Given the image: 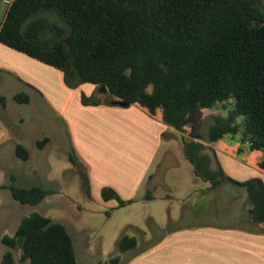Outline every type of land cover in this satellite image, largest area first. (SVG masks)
I'll return each mask as SVG.
<instances>
[{
	"label": "trees",
	"instance_id": "trees-1",
	"mask_svg": "<svg viewBox=\"0 0 264 264\" xmlns=\"http://www.w3.org/2000/svg\"><path fill=\"white\" fill-rule=\"evenodd\" d=\"M0 43L61 70L69 88L89 83L105 91L104 99L82 94V105H139L151 115L159 111L163 124L179 133L192 127L202 110L231 100L234 115L211 116L189 140L182 138L183 153L195 177L209 183L208 192L218 200L232 188L226 203L234 199L236 210L244 196L242 218L264 229L263 181L227 176L211 147L239 134L241 143L250 142L249 149L261 153L258 166L264 171V12L250 0H13ZM14 99L28 102L24 94ZM235 116L244 123H236ZM15 154L23 161L29 157L22 145ZM69 161L89 197L84 165L74 152ZM8 190L13 200L29 206L50 194L38 186ZM101 197L116 200L119 208L133 203L111 188L102 189ZM1 243L9 249L1 264H15L10 250L29 264H77L67 229L39 213L22 218ZM117 245L124 253L137 241L122 236ZM119 262L116 256L91 264Z\"/></svg>",
	"mask_w": 264,
	"mask_h": 264
},
{
	"label": "crops",
	"instance_id": "crops-1",
	"mask_svg": "<svg viewBox=\"0 0 264 264\" xmlns=\"http://www.w3.org/2000/svg\"><path fill=\"white\" fill-rule=\"evenodd\" d=\"M0 1L9 6L13 0ZM95 93L100 98L105 97V91H99L89 83L69 88L61 70L0 43V119L8 124L5 127L0 123V162L5 160L6 152L15 153L16 145L21 144L18 140L23 138V134L18 131L15 122L23 125L26 121L22 115L9 116L8 106L14 111L37 110L42 113L49 127L48 131H42L35 137L36 147L43 150L53 139L51 132L57 127L61 128L68 139L70 152L76 154L86 169L88 198L103 208H119L116 200L105 201L101 197L102 189L111 188L122 200L133 201L125 207L138 201L153 202L159 199L165 203L167 210L168 202L173 198L180 206L169 217L171 221L182 220L183 215L178 211L186 206L183 201L187 197L193 201L185 212L191 219L208 214L210 206L220 208L230 205L228 218L235 220L237 216L236 210L232 208V199L229 200L231 204L226 203V198L221 203L222 199L217 200L213 193L207 191L209 183L204 182L208 185H202L201 188L194 187L191 196L187 193L188 188L178 193L164 181H159L162 169L175 161L170 150L164 152L165 158H159L165 136L176 132L163 124L159 111L151 115L139 105H82V94L88 97ZM18 94L26 95L28 102L17 103L14 96ZM11 128L12 132L9 131ZM44 138L47 142L39 148L37 142ZM8 143L11 145L9 149L6 147ZM211 147L227 176L239 182L259 178L264 183V171L258 166L261 153L253 154L246 143H241L240 137L232 140L223 138ZM1 169L6 171L5 175H0V229L5 226L12 232L0 231V246H4L1 237L12 235L18 227L17 208L13 203L16 201L11 197L8 187L16 182L24 184L28 176L14 175L6 166ZM159 185L165 186L168 192L155 196ZM225 191L234 193L232 188H225ZM147 194L151 199L145 198ZM148 217L154 220L153 216ZM164 219L166 215L161 220ZM243 221L253 226V223ZM140 239L143 240L142 237ZM137 246L125 264H264L263 228L253 230L233 225L192 223L175 226L151 243L140 248ZM4 248L0 250V264L3 254L9 250ZM10 251L15 264H29V261L21 262L17 252Z\"/></svg>",
	"mask_w": 264,
	"mask_h": 264
},
{
	"label": "rangeland",
	"instance_id": "rangeland-1",
	"mask_svg": "<svg viewBox=\"0 0 264 264\" xmlns=\"http://www.w3.org/2000/svg\"><path fill=\"white\" fill-rule=\"evenodd\" d=\"M250 1L254 8L264 12V0ZM7 6L6 2L0 1V23L4 19ZM101 99H104V97L101 96ZM232 103L230 100L225 103V106L202 110L197 115L196 123L192 127H186L181 133L171 132L165 136L159 158H163L164 152L170 150L174 155L175 161L169 162V167L162 169L163 171L160 172L159 181H164L173 191L175 189L178 193L188 188L189 192L187 193L191 196V191H194L195 188L197 189L201 188L202 185H208L196 179L193 173V166L184 156L181 145L182 138L189 140L192 132L199 129L201 124L208 121L211 116L234 115L232 113ZM7 110L9 116L22 115L26 118L23 125L14 122L17 124L18 131L23 134V138L18 141L28 151L30 157L28 160L23 161L14 152H6L5 160L0 162V175H5L6 170L1 168L6 166L10 169L8 171L14 175L23 174L28 176L24 184L16 182L13 184L14 186L19 188L38 186L51 192L50 195L46 196L40 203L34 206L21 205L18 202H13L17 208V223L19 224L22 218L32 213H39L51 219L53 222L64 225L72 238L77 264L104 263L116 256L120 257L119 264H125L134 249L124 253L119 252L117 244L122 236L135 237L138 244L137 247L140 248L144 244L156 240L162 233L173 229L175 226H185L192 223L223 226L233 225L250 229L253 228V230H260L262 228L260 225L253 224L252 226L243 221L244 219L241 215L245 210L244 196L236 202L235 216L237 217H235V220L228 218L230 210L229 204H231L230 201L234 203V199H229V206H220V208H217L216 205L215 207L210 206L208 214L191 219L189 216H186L185 212L193 201H190L192 199L191 197H187L183 201L186 206L181 207L182 209L178 211L183 215L182 220L177 221L168 220L169 217L173 216L174 212H177L178 206H180L173 198L168 202L169 208L167 210L164 207L165 203H161L159 199L153 202L138 201L130 207H121L116 210L103 208L90 200L85 194L81 178L69 161V155L72 152H70L68 139L63 134L64 131L58 127L53 130L51 132L53 135L51 143L46 145L43 150H40L34 142L35 137L42 131H48L49 127L42 113L37 110L31 112L14 111L10 106H8ZM235 121L238 124H243L244 118L242 116H235ZM0 123L5 127L8 126L7 122H4L2 119H0ZM9 131L12 132L13 128ZM224 138L225 140L239 139V134ZM6 147L9 149L11 147L10 143ZM258 153L253 151L255 155ZM80 170L85 171V168L80 167ZM161 186L159 185L156 188L155 196L164 195L168 192L165 186ZM224 194L222 196L228 199L230 192L225 191ZM223 197H221V203L224 201ZM199 208L201 207L199 206ZM149 215L151 217L153 216L154 220L150 219L148 217ZM164 215H166V219L161 220ZM132 226H136L138 229H134ZM2 230H7L8 233H12L11 229L5 226L0 229V231ZM1 249L4 250V246L1 245Z\"/></svg>",
	"mask_w": 264,
	"mask_h": 264
},
{
	"label": "water",
	"instance_id": "water-1",
	"mask_svg": "<svg viewBox=\"0 0 264 264\" xmlns=\"http://www.w3.org/2000/svg\"><path fill=\"white\" fill-rule=\"evenodd\" d=\"M121 106H127V104L126 103H121Z\"/></svg>",
	"mask_w": 264,
	"mask_h": 264
},
{
	"label": "built area",
	"instance_id": "built-area-1",
	"mask_svg": "<svg viewBox=\"0 0 264 264\" xmlns=\"http://www.w3.org/2000/svg\"><path fill=\"white\" fill-rule=\"evenodd\" d=\"M246 145L250 146V145H251V143H250V142H246Z\"/></svg>",
	"mask_w": 264,
	"mask_h": 264
}]
</instances>
